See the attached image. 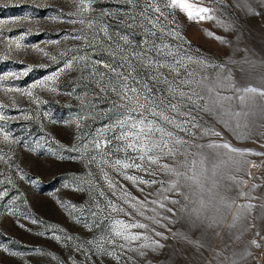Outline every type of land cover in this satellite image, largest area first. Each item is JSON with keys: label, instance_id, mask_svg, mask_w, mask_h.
<instances>
[{"label": "rangeland", "instance_id": "obj_1", "mask_svg": "<svg viewBox=\"0 0 264 264\" xmlns=\"http://www.w3.org/2000/svg\"><path fill=\"white\" fill-rule=\"evenodd\" d=\"M42 2L47 6L32 8V0H0V20L33 13L30 23L8 25L12 30L6 28L4 32L5 36L15 39L31 28L33 34L22 41L29 47L16 50L13 46L8 52L0 42V76L21 73L28 66L33 69L27 76L0 81V115L5 116L0 125L16 141L5 143L0 135V155L8 160L7 164L0 161V192L8 193L0 200V264H72L73 261L76 264H146L141 251L155 257L150 264H264V97L243 94L244 99L237 98L244 87H264V0H189L213 9L210 13L215 17L213 21L190 20L186 14L177 12L175 26L181 40L194 58L204 59L211 65L201 70L189 64V70L219 74L221 79L216 91L220 98L230 97L221 99L223 120H209V123L223 132V142L243 150L244 154L203 149L218 167L214 175L211 171L204 173L205 188L196 187L190 193L192 203L173 197L187 203L188 211L180 212L181 205L169 204L177 210V216L172 217L171 213L158 209L161 216L172 217L175 222L153 223L149 217L155 215L151 211L155 205H148L144 216L133 212L131 217L122 214L117 217L147 224V234L165 247L152 252L142 249L140 244L144 241H138L124 249L116 247L109 255L99 249L87 253L77 251V245L92 249L87 241L104 236L108 222L97 223L99 218L89 211L95 192L100 190L97 186L90 191V184L84 182L96 179L95 175L88 177L90 171L98 174V167L87 162V156L94 154V150L89 145L87 149L80 147L78 152L71 151L73 145L81 144L82 137L90 139L106 121L80 119L88 111L83 98L87 94L91 101L93 97L91 88L79 80L78 73L62 74L56 82V92L33 88V85L60 66L58 62L65 58L61 53L71 55L77 51L81 42L72 40L71 36L85 33L91 36L86 24L78 22L81 18L91 17L101 27L105 24L122 27L117 17L123 14L124 0H92L90 8L83 13L79 12V0ZM61 12L65 14L63 18L53 19ZM209 31L213 36L208 35ZM66 35L69 39H65ZM55 40L59 44L48 43ZM37 46L48 56L35 51ZM93 58H99V53ZM9 88L21 91H8ZM26 90H31L33 97L24 95ZM35 97L42 102H34ZM232 111L240 115L233 117ZM77 123L81 125L79 129ZM211 141L222 142L213 136L197 143ZM252 167L256 168L255 174L251 172ZM105 169L114 175L112 169L107 166ZM129 173L151 178L132 170ZM117 179L140 199L145 196L149 201L157 199L156 190L160 185L141 186L144 188L141 193L130 182ZM103 184L102 179L98 181V185ZM209 187L211 192L207 191ZM71 204L77 208L68 207ZM91 207L95 210L94 204ZM194 208L198 211H191ZM127 210L132 212L131 208ZM155 232L163 233L167 239L155 236ZM253 240L256 245L252 244ZM116 243L124 241L118 239ZM105 247L111 251V245Z\"/></svg>", "mask_w": 264, "mask_h": 264}, {"label": "snow or ice", "instance_id": "obj_2", "mask_svg": "<svg viewBox=\"0 0 264 264\" xmlns=\"http://www.w3.org/2000/svg\"><path fill=\"white\" fill-rule=\"evenodd\" d=\"M91 3L92 0H79V12L87 11ZM124 5L123 14L117 17L122 26L119 28L109 24L97 26L91 17L81 18L78 22L81 25L86 24L92 33L91 36L88 33L71 36L72 40L81 42L77 51L71 55L61 53L65 58L58 62L60 66L51 75L33 85V88H47L51 92H56V82L62 74L78 73L79 80L86 82V87L91 88L93 97L91 101H88L87 94L83 98L82 103L88 111L80 119L106 121L90 139L82 137L81 144L73 145L71 148V151L78 152L80 147L87 149L91 145L94 150V154L87 156V162L89 166L98 167V174L90 171L87 173L88 177L95 175L96 179L84 182L90 184V191H94L97 186L100 190L95 192L89 211L93 217L99 218L97 223L108 222V232L104 236L99 240L87 241L93 246L92 249L77 245V251L84 253L99 249L105 255H109L116 247L124 249L138 241H144L140 247L145 250L158 252L163 249L164 244L147 234L149 230L147 224L129 222L117 217L121 214L131 217L133 212L144 216L148 210L147 206L155 205L151 208L155 215L149 217L153 223L159 225L161 220L175 222L172 217L177 216V210L168 205H181L180 212L188 211L187 203H182V200L192 203L190 193L195 192L196 187L202 190L205 188L202 179L204 173L211 171L214 175L218 167L209 155H205L203 149H226L229 153L244 154L243 150L223 142V132L216 130L209 123V120H223L221 99H230L220 98L216 91L220 75L189 70V64H195L201 70L211 65L204 59L194 58L190 54L175 26L177 12L186 14L190 20L213 21L215 17L210 14L213 9L198 6L189 0H124ZM46 6L42 0H32L31 3L32 8ZM64 15L61 12L53 19L63 18ZM32 19L33 13L25 12L23 16L0 20V42L5 45L8 52L13 50V46L16 50L29 47L22 41L33 32L28 28L23 34L12 39L4 35L6 28L8 31L12 30L7 26L22 21L30 23ZM68 22L77 23L76 20ZM208 35L213 36V33L209 31ZM65 39L69 37L66 35ZM224 42L221 40V43ZM48 43L59 44V40ZM35 51L48 56V53L38 46L35 47ZM97 53L99 58H93ZM32 70L28 66L21 73L9 72L0 76V81H6L9 77L18 79L20 76H27ZM230 75L229 71L228 76ZM8 91L21 90L9 88ZM241 93L238 99H244L243 94L264 97V87H244ZM24 95L33 97V92L26 90ZM34 102L42 101L35 97ZM101 104L104 106L101 107ZM239 115V112H231L233 117ZM3 120L5 116L0 115V121ZM80 126V123L76 124L78 129ZM238 126L237 124L236 127ZM235 130L234 127L233 131ZM0 135L3 136L5 143L16 142L10 137V133L3 131V125H0ZM213 136L221 138L222 142L197 143L198 140ZM0 161L8 163L3 155H0ZM105 166L112 169L114 175H110ZM129 170L151 178L145 179L142 175L130 174ZM117 177L130 182L141 193L144 192L141 186L160 185L156 190L157 199L149 201L147 196L140 199ZM21 179H24L23 175ZM101 179L104 184L98 185ZM11 182L9 180V183ZM207 191L211 192L212 188L209 187ZM7 195L6 190L0 192V200ZM174 196L182 197V200L173 198ZM112 197L116 199L113 200ZM92 204L95 210L91 207ZM201 205L203 206V200ZM125 206L131 208L132 212ZM68 207L75 210L77 205L71 204ZM245 207L252 208L253 205ZM158 209L171 213L172 217L161 216ZM191 211L198 210L194 208ZM113 213L116 216H113ZM155 236L167 239L161 232H155ZM53 238L60 240L59 236ZM118 239L124 243L117 245ZM252 244L256 245L257 242L253 240ZM105 245H111V251ZM140 255L146 258V264L155 259L147 256V251H141ZM72 264L76 262L73 261Z\"/></svg>", "mask_w": 264, "mask_h": 264}, {"label": "bare ground", "instance_id": "obj_3", "mask_svg": "<svg viewBox=\"0 0 264 264\" xmlns=\"http://www.w3.org/2000/svg\"><path fill=\"white\" fill-rule=\"evenodd\" d=\"M255 169H256V168L252 167V169H251L252 174L254 173ZM256 171H257V170H256ZM254 174H255V173H254Z\"/></svg>", "mask_w": 264, "mask_h": 264}]
</instances>
